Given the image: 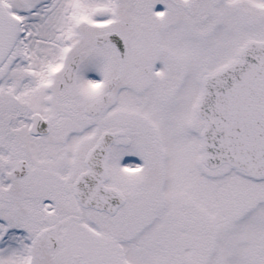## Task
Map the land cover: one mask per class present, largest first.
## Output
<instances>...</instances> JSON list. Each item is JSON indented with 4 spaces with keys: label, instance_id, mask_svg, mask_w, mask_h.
<instances>
[{
    "label": "snow or ice",
    "instance_id": "obj_1",
    "mask_svg": "<svg viewBox=\"0 0 264 264\" xmlns=\"http://www.w3.org/2000/svg\"><path fill=\"white\" fill-rule=\"evenodd\" d=\"M0 264H264V0H0Z\"/></svg>",
    "mask_w": 264,
    "mask_h": 264
},
{
    "label": "flooded vegetation",
    "instance_id": "obj_2",
    "mask_svg": "<svg viewBox=\"0 0 264 264\" xmlns=\"http://www.w3.org/2000/svg\"><path fill=\"white\" fill-rule=\"evenodd\" d=\"M159 7V6H158Z\"/></svg>",
    "mask_w": 264,
    "mask_h": 264
}]
</instances>
